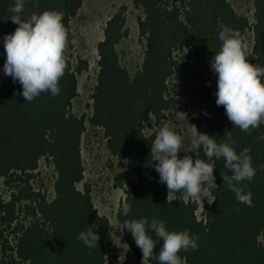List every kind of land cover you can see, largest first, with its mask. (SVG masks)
Masks as SVG:
<instances>
[{
  "label": "trees",
  "instance_id": "1",
  "mask_svg": "<svg viewBox=\"0 0 264 264\" xmlns=\"http://www.w3.org/2000/svg\"><path fill=\"white\" fill-rule=\"evenodd\" d=\"M15 0H0V264H106L105 233L108 218L93 205L90 187L77 188L83 178L81 137L87 121L100 127L109 154L124 169L112 177L114 187L122 188L124 203L131 205L125 219L157 217L169 231L189 230L198 235V250L181 251L182 264H264V123L258 129L243 132L229 121L223 106H217V75L211 60L219 51V25L238 30L244 37L252 32L254 63L264 67V0H252V21L237 13L229 0H132L141 11L137 16L139 39L143 42L142 62L130 73L119 62L117 44L127 35L126 6H118L105 21L102 38L96 43L97 75L90 95L91 114L77 116L71 101L77 95L76 74L87 69L85 58L71 62L73 34L70 20L82 0H25L27 16L31 12L58 10L68 33L66 70L59 81L60 93H41L32 102L23 97L22 86L3 73L6 59L5 34L17 25L9 18ZM199 85L212 83L206 91L208 100L202 119L204 129L218 143L230 132L236 140L235 151L249 150L256 175L248 184L253 206L237 201L235 193L221 174L231 172L224 160H217L214 176L218 188L212 204L204 202L202 217L196 215L197 203L174 197L167 202L168 190L159 182V174L151 160V146L158 131L154 123L168 113L182 108L181 84L176 80ZM264 81V77L261 78ZM205 111L208 115H205ZM151 129L148 132L145 130ZM178 135L180 130L173 129ZM200 158L207 159L203 146ZM41 158L53 167L52 195L33 186ZM215 159V157H213ZM240 209V211H237ZM95 226L98 245L89 248L77 239L81 231ZM136 260L142 251L130 231L121 232ZM155 239V234L149 231ZM163 241L154 246L158 253ZM148 264H158L150 259Z\"/></svg>",
  "mask_w": 264,
  "mask_h": 264
},
{
  "label": "clouds",
  "instance_id": "2",
  "mask_svg": "<svg viewBox=\"0 0 264 264\" xmlns=\"http://www.w3.org/2000/svg\"><path fill=\"white\" fill-rule=\"evenodd\" d=\"M24 5L25 0H15L14 6L9 9L12 14L9 18L17 27L3 37L6 53L3 73L14 83L19 82L21 94L27 102H32L44 92H50L53 97L59 95V81L67 67L68 33L61 11L44 10L25 16ZM219 29L218 38L222 43L211 60V69L217 75L216 104L224 107L234 127L251 134L264 123V81L261 79L264 67L246 59L250 55L248 44L238 30L222 23ZM205 115H208L206 111ZM177 118L187 120V115L177 112ZM188 133L190 151L196 153L195 160L187 154L179 157L178 153L184 150L182 137L168 123L159 128L152 141L151 160L155 162L159 182L167 186L168 204L174 200L172 194L177 192L194 200L206 197L208 204H212L216 199L213 192L218 188L214 167L216 161L223 158L224 167L231 172V175L221 174L223 183L235 193L238 202L253 206L251 191H246L248 184L242 183L253 180L257 171L249 150L244 149L238 154L234 148L236 140L230 132L220 143L207 133L199 132L194 124H190ZM257 140L264 141V133H260ZM200 146H203L206 160L200 158ZM258 167L264 170V164ZM130 211L131 205L124 203L117 214L127 217ZM94 228L90 225L77 236L86 247L95 248L98 245L100 237ZM119 229L121 232L125 229L130 231L142 251L141 264H147L150 259L157 260L158 264H182L178 254L182 250L187 252L199 247L198 235H190L187 229L169 231L165 222L157 217H152L150 221L147 217L125 219ZM149 231L155 234V239ZM159 241L163 244L155 253L154 246Z\"/></svg>",
  "mask_w": 264,
  "mask_h": 264
},
{
  "label": "rangeland",
  "instance_id": "3",
  "mask_svg": "<svg viewBox=\"0 0 264 264\" xmlns=\"http://www.w3.org/2000/svg\"><path fill=\"white\" fill-rule=\"evenodd\" d=\"M237 13L246 15L252 21V0H229ZM126 6L125 26L128 30L126 37L117 44L119 62L130 73L138 69L142 62L143 42L139 39L137 29V16L141 11L135 8L132 0H82V5L76 15L70 20V27L73 34V47L71 62L75 64L77 56L85 58L87 69L76 74L77 95L71 101V111L77 116L82 114L85 117L91 114L90 95L96 83L97 75V52L96 43L102 38V29L105 21L116 11L118 6ZM244 40L248 44L249 56L246 59L254 63L252 54V32L246 31ZM183 76L178 80L181 84L182 108L179 112L187 115V120H179L177 113H168L164 120L154 123L150 119L153 129L159 130L164 123H168L172 129L178 128L182 137L183 148L178 155L183 157L190 155L195 160L196 153L190 151L191 144L188 139V129L190 124L196 125L199 132H203L204 124L202 114L208 100L206 91L212 83L199 85L194 81L183 82ZM86 129L81 137V158L84 167L83 178L77 183V188L82 189L84 184L90 187V195L94 207L99 214L108 218L109 226L105 233V256L106 264H141V260H136L126 242L124 241L119 224L116 220V211L124 199L122 188L114 187L112 183L113 175L124 169V163H120L109 154L105 145V138L100 127H93L87 121ZM147 128L145 132L150 131ZM36 177L33 179V186L45 191L50 197L52 195V184L54 171L51 163L44 158L38 162ZM5 192V187L0 183V194ZM184 200L195 201L197 203L196 215L202 217V205L207 202V198L194 200L186 194L177 192L172 194ZM148 264V263H147Z\"/></svg>",
  "mask_w": 264,
  "mask_h": 264
}]
</instances>
